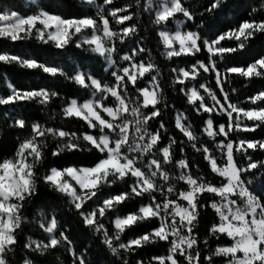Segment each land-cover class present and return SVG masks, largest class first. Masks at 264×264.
<instances>
[{"label":"clouds","instance_id":"1","mask_svg":"<svg viewBox=\"0 0 264 264\" xmlns=\"http://www.w3.org/2000/svg\"><path fill=\"white\" fill-rule=\"evenodd\" d=\"M119 3L124 7H109ZM205 3L206 0H60L50 5L48 0H20L17 10H5L29 17L15 27L0 29V36L9 44H16L13 37L24 25L31 27L37 20L42 27L51 26L53 30L68 27L60 17L81 13H90L101 21L111 15L116 23L111 33L106 22L96 23L91 34L79 32V40H94L95 49L77 43L56 49L49 42L47 46L56 53L54 58L61 61L56 74H50L45 83L54 85L48 93L50 101L41 107L37 97L32 107L37 113L34 116L21 113L14 117L16 109L11 106L0 116V164L5 165L0 167V225H9L7 229L0 227V231H8L15 238L10 246L3 247L0 264H141L142 257L143 264H151L147 254L129 243L136 242L132 227L144 223L141 213L121 216L117 212L114 218L101 213L95 223H85V218L92 219V212L78 210L66 192L75 188L74 194L80 195L77 181H95V191L84 193V199L94 197L93 211L99 212L101 206L115 210L125 200L143 205L156 196L168 199L178 194L182 181L188 185L183 189L185 194L201 187L192 172L198 173V178L206 175L207 157L202 156L205 145L215 147L219 142L211 135L210 123L197 131L199 123L194 112L202 116L203 110L196 111L197 105L190 103L189 97L199 93L213 105L216 97L210 72L199 75L200 85L183 73L192 71L189 53L192 58L199 55L203 59L197 41L207 44L210 39L207 26L215 16L206 11ZM127 7L135 8L130 14L135 22L131 32L122 36L117 13ZM244 8L249 16L259 19L264 14V0H246ZM41 12L45 14L43 18ZM157 12L161 13L159 17ZM19 39L29 42L28 35ZM100 40L104 53L97 56ZM31 42L40 48L45 46L36 38ZM18 53L11 48L0 52L4 66L0 68V89L14 88L17 83L8 67L17 72L34 70V64L23 57L15 58ZM64 57L67 64L62 62ZM211 60L209 57V67ZM224 60L226 57L220 55L217 62ZM126 69L131 77L121 79L128 74ZM131 79L136 82L131 83ZM180 80L185 82L178 85ZM228 85L233 96L248 86L240 84L239 77L235 82L230 77ZM68 86L74 90L71 94L65 90ZM81 96L85 98L81 100ZM206 119L211 120V113ZM14 120L25 121L24 132L17 130L21 125ZM33 121H40L45 132L38 140H33L34 134L28 131ZM52 128L55 130L49 132ZM25 141L38 144V148L28 147ZM97 159L98 172H80L75 167ZM7 162L14 167L7 166ZM223 172L227 173L228 168ZM55 180L60 181L59 186ZM117 188L121 193L114 196ZM22 193H26L23 201L19 199ZM143 212L151 214V209L143 207ZM193 215L197 213L193 211ZM192 227H201L203 235L201 222ZM142 240L149 247H160L147 237Z\"/></svg>","mask_w":264,"mask_h":264},{"label":"snow or ice","instance_id":"2","mask_svg":"<svg viewBox=\"0 0 264 264\" xmlns=\"http://www.w3.org/2000/svg\"><path fill=\"white\" fill-rule=\"evenodd\" d=\"M245 3L246 0H206L204 5L206 11L215 16L214 21L207 26L210 39L207 44L203 40L197 41L196 47L203 53V59L199 55L192 58L189 53L192 71L185 70L183 73L185 77L195 80L197 85H200L199 75L210 72L216 97L214 105L204 100L199 93L195 98L189 97L190 103L197 105L196 111L203 110L202 116H197L194 112V118L199 120L197 131L202 130L200 126L210 123L211 135L219 142L215 147L210 143L205 145L206 151L202 156L207 157V162L204 164L206 175L198 178V173L192 172V178L201 185L197 192L185 194L183 189L188 185L186 181H182L178 194L168 199L156 196L154 201L145 200L143 205L135 201L128 204L125 200L115 210L112 208L105 210L101 206L99 212L93 211L94 197L84 199V193L89 190L95 191V181L91 184L87 182L80 184L77 181L81 190L80 195L74 194L75 188L71 192H66L78 210L92 212V219L85 218V223H95V219L101 216V213L109 218H114L117 212L121 216L141 213L144 216V223L132 227V231L136 234V242L129 243L131 247L147 254L151 264H221V262L222 264H264V14L260 15L259 19L249 16L248 10L244 8ZM109 7L115 10L124 7V4H110ZM134 11L135 8L127 7L124 12L117 13L120 16L119 27L122 36L131 32L135 17L130 14ZM40 15L43 18L45 14L41 12ZM155 15L159 17L161 13L157 12ZM28 19L27 15L15 11H0V29L15 27L21 20ZM59 19L68 24L66 29L59 27L53 30L51 26L42 27L37 20L31 27L24 25L13 38L17 44L25 43L19 37L28 35V44H32L31 41L36 38L45 45L43 48L48 50H53L47 46L49 42L54 43L56 49L67 48L73 43L95 49V41L79 40V32L87 31L91 34L96 23L106 22L107 31L111 33L116 23L111 15H106L101 21L90 13ZM37 28H40L39 32ZM74 32L77 33L76 38L73 37ZM5 44H8V40L0 36V52L6 49L3 46ZM115 45L116 42L113 41V51ZM221 48L223 52L220 51ZM103 53V40H100L97 56ZM220 55H224L226 60L217 62ZM20 57L30 65L34 64L33 71H24V73L45 78L50 74L55 75L58 70L57 65L61 62L55 58L45 59L35 53L19 52L15 58L19 60ZM209 57L212 58V67H209ZM62 62L67 64V57L62 58ZM2 63L0 60V65ZM125 71L128 74L120 78L130 79L131 73L127 69ZM230 77L234 82L239 77L240 84L248 85L238 96H233L229 88ZM130 82L136 81L131 79ZM183 82L185 81H178V85ZM53 86L45 83L21 86L15 83L14 88L0 89V116L9 106L16 109L12 114L14 117L21 113L25 114L27 109L37 103V97L40 106L43 107L50 101L48 93ZM203 87L206 88L207 85ZM191 90L195 91V89ZM84 98L81 96V100ZM210 113L209 121L206 118ZM42 120L43 117L40 118V121ZM40 121H33L28 125V131L34 134L33 140L45 135ZM14 122L21 125L18 131H25L24 120H14ZM44 127L48 126L44 125ZM54 130V128L49 129V132ZM203 131L208 135L207 128ZM24 143L30 148H38V144H33L31 141ZM2 147L0 145V148ZM99 163L97 159L75 167L80 172H88L90 169L98 172ZM187 163L190 167L191 162ZM3 166L5 165L0 164V167ZM7 166L14 167L11 162H7ZM224 168H228L227 173L223 172ZM63 170L62 166L60 171ZM257 175L260 176L259 180L256 179ZM54 182L57 186L60 185L59 180ZM120 193L119 188L113 190L114 196H119ZM25 196L26 193H22L19 199L23 201ZM112 203H115V200ZM190 203L195 207H191ZM143 207H149L151 214L144 213ZM193 211L197 215L194 216ZM197 221L201 222L203 235H201V227H192ZM205 221L207 223H204ZM173 224L178 226L170 227ZM180 225H183V228ZM0 227L7 229L9 225L4 223ZM142 237H147L153 241V244L159 243L160 247L145 245ZM13 242H15L13 235L8 231H0V255L3 247L10 246ZM52 243L55 244L56 241L53 240ZM161 248L163 251L160 250Z\"/></svg>","mask_w":264,"mask_h":264},{"label":"trees","instance_id":"3","mask_svg":"<svg viewBox=\"0 0 264 264\" xmlns=\"http://www.w3.org/2000/svg\"><path fill=\"white\" fill-rule=\"evenodd\" d=\"M50 5H56L60 2V0H48ZM17 7H20V0H0V11H5L6 9L11 8L12 10H17ZM66 11L68 9H65ZM6 48H11L13 51H19V52H25V53H35L43 56L44 58L50 59L54 58L56 53L54 50H48L44 48H40L38 46H35L33 44L28 43H19V44H5L3 45ZM4 67L3 65H0V68ZM7 71L12 75V77L15 79V81L21 85L26 86L29 84H40V83H47V78L39 76V75H32L27 74L24 72H17L15 69L8 67ZM63 87V86H61ZM66 91H68L70 94L74 91L71 86H68L65 88ZM26 115H36L32 108H29L25 112ZM199 123V120H197ZM204 223H207L205 221ZM161 251L163 249H160Z\"/></svg>","mask_w":264,"mask_h":264}]
</instances>
